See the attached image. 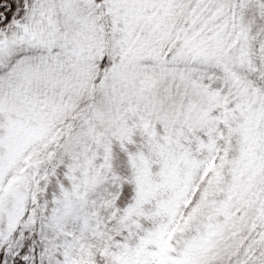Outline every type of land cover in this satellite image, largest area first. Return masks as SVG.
<instances>
[{"label":"snow or ice","instance_id":"1","mask_svg":"<svg viewBox=\"0 0 264 264\" xmlns=\"http://www.w3.org/2000/svg\"><path fill=\"white\" fill-rule=\"evenodd\" d=\"M0 264H264V0H0Z\"/></svg>","mask_w":264,"mask_h":264}]
</instances>
